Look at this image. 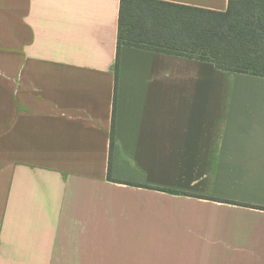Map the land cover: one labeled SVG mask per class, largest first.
<instances>
[{
  "label": "crops",
  "instance_id": "0c3cea01",
  "mask_svg": "<svg viewBox=\"0 0 264 264\" xmlns=\"http://www.w3.org/2000/svg\"><path fill=\"white\" fill-rule=\"evenodd\" d=\"M251 205L264 0H0V264H264Z\"/></svg>",
  "mask_w": 264,
  "mask_h": 264
},
{
  "label": "trees",
  "instance_id": "16d2710c",
  "mask_svg": "<svg viewBox=\"0 0 264 264\" xmlns=\"http://www.w3.org/2000/svg\"><path fill=\"white\" fill-rule=\"evenodd\" d=\"M122 12V10H121ZM121 12H120V19H119V34H118V46L120 44V27H121ZM118 62V56H117V60H116V63ZM222 64H229L228 61L226 60H220L218 61ZM242 68H249L248 66H241ZM110 170V168H109ZM109 178L111 179V176L109 174ZM131 184H135V183H131ZM135 185H138V184H135ZM140 186H143V185H140ZM150 188H154V189H158V190H162V191H166V192H171V193H179V194H189V195H195V196H201V195H196V194H190V193H186V192H183V191H179V190H175V189H169V188H164V187H158V186H153V187H150ZM229 202V201H228ZM251 206H254V207H257V208H264L262 206H255V205H251Z\"/></svg>",
  "mask_w": 264,
  "mask_h": 264
}]
</instances>
